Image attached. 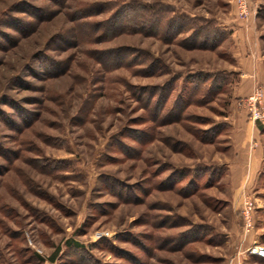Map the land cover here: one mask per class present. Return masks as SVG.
<instances>
[{
    "label": "rangeland",
    "instance_id": "1",
    "mask_svg": "<svg viewBox=\"0 0 264 264\" xmlns=\"http://www.w3.org/2000/svg\"><path fill=\"white\" fill-rule=\"evenodd\" d=\"M255 245L264 0H0V264H264Z\"/></svg>",
    "mask_w": 264,
    "mask_h": 264
},
{
    "label": "built area",
    "instance_id": "2",
    "mask_svg": "<svg viewBox=\"0 0 264 264\" xmlns=\"http://www.w3.org/2000/svg\"><path fill=\"white\" fill-rule=\"evenodd\" d=\"M251 99V104L255 101L254 100V96L250 97ZM263 114H257L256 118L258 117H262ZM253 210H254V204L252 202V200H245V208H244V214L246 217V221H247V226H252L253 224ZM251 252L264 257V246L263 245H255L252 249Z\"/></svg>",
    "mask_w": 264,
    "mask_h": 264
},
{
    "label": "trees",
    "instance_id": "3",
    "mask_svg": "<svg viewBox=\"0 0 264 264\" xmlns=\"http://www.w3.org/2000/svg\"><path fill=\"white\" fill-rule=\"evenodd\" d=\"M83 11V17H91V16H94L95 15V13H96V11H95V9H93V7H91V8H89V9H86V10H82ZM116 28L120 31V33H123V32H126L125 30H129V28L127 27V25H125V26H120V27H117L116 26ZM106 65H108V64H106ZM39 167V168H41L42 169V171H45V168H46V166H40V165H36V167ZM50 171H52L51 169H50ZM46 173H48V170H46ZM34 256H36L37 258L39 257L38 255H34Z\"/></svg>",
    "mask_w": 264,
    "mask_h": 264
}]
</instances>
